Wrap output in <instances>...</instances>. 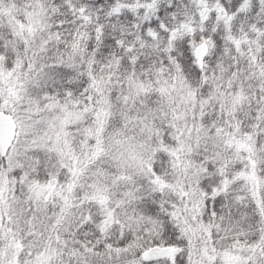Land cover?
Wrapping results in <instances>:
<instances>
[{"label":"snow or ice","instance_id":"1","mask_svg":"<svg viewBox=\"0 0 264 264\" xmlns=\"http://www.w3.org/2000/svg\"><path fill=\"white\" fill-rule=\"evenodd\" d=\"M0 264H264V0H0Z\"/></svg>","mask_w":264,"mask_h":264}]
</instances>
